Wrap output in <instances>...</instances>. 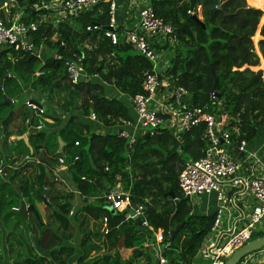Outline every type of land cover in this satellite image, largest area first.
Here are the masks:
<instances>
[{
    "label": "trees",
    "instance_id": "trees-1",
    "mask_svg": "<svg viewBox=\"0 0 264 264\" xmlns=\"http://www.w3.org/2000/svg\"><path fill=\"white\" fill-rule=\"evenodd\" d=\"M50 1L20 0L21 7L15 3L9 8V17L21 15L20 20L24 22H38V14L44 11L40 7ZM213 3L215 12L209 21V0H150L156 15L173 29L175 45L165 73L187 91L185 99L190 107L206 105L207 112L212 113L220 104V112L228 115L229 127L238 124V136H232L234 142L249 141L264 124V81L260 70L250 68L259 63L252 37H255L262 11L248 5L247 0H213ZM198 6L204 28L187 13ZM103 10L97 14L95 7L80 15L76 19L77 28L61 24L58 37L54 36L50 25L38 23L33 35L35 55L29 62L28 54L13 47L0 50V78L10 75L3 79L0 89V121L7 115L1 105L3 95L14 100L33 92L38 97L45 96L50 104L56 102L55 106L51 105L53 108H45L43 114L29 115L26 108L18 116L15 113L13 129L8 128L5 133L0 127V264L8 252L3 242L16 240L12 234L19 227L30 234L32 246L19 241L26 246L27 254L22 262L13 264H71L73 257L74 264H153V256L145 246L153 239L152 231L164 235L163 254L168 264H193L210 230L212 215L194 213L190 200L177 185V174L184 163L202 156L203 123L179 136L158 128L148 137L145 133L138 136L132 148L127 149L125 138L94 132L83 122V116L90 113L96 122L107 127L118 125L119 119H129L126 107L116 98L108 99L102 83L112 84L132 98L142 92L143 73L152 70V62L136 51L131 52L134 49L130 45L122 41L112 44L103 31H85L88 24L105 27L108 6ZM6 15L1 9L0 18L5 20ZM260 36L258 45L264 59V24ZM41 45L53 48L55 55L44 61L36 76L34 65H40L37 53ZM155 48L166 47L155 45ZM77 55L84 56V71L97 78L76 84L66 81L65 62ZM210 74L215 79V99H211ZM28 126L39 128L27 135V142L14 139L8 143L10 137L24 134ZM58 139L62 143L60 152ZM52 148L57 151L52 153ZM27 154L43 164H21ZM57 156H65L69 182L84 196L76 208L72 206L73 194L64 193L50 179V167ZM75 156L78 159L70 164ZM83 175L94 178L95 182L81 181ZM116 183L129 191L132 205L145 206L150 229L139 225L136 219H125L124 213H111L103 200L87 202L88 197H97L107 190L106 184L111 187ZM36 189L48 202L45 205L48 219L44 224L41 221V225L33 213L25 220L11 211L18 208L21 200H30L40 217L37 205L44 202L36 195ZM169 192L173 193V198ZM12 216L17 218L11 220ZM104 216L108 217V233L103 234L100 229L95 233L100 238L96 248L104 255L96 262L89 261L91 258L84 253V248L92 241L89 235L92 228ZM75 225L79 229L87 226L86 232L79 230L78 255H74L75 247L68 242L73 238L70 230ZM177 225L180 228L170 240V233ZM5 231L8 233L3 239L1 234ZM263 234L258 232L253 237Z\"/></svg>",
    "mask_w": 264,
    "mask_h": 264
},
{
    "label": "built area",
    "instance_id": "built-area-1",
    "mask_svg": "<svg viewBox=\"0 0 264 264\" xmlns=\"http://www.w3.org/2000/svg\"><path fill=\"white\" fill-rule=\"evenodd\" d=\"M15 3V0H4L0 8L7 13L5 20L0 18V50L8 46L24 54L35 55L33 35L37 32L38 23L50 25L55 31L54 36L58 37L57 30L61 24L77 28L76 19L80 15L107 4L108 21L105 27L98 23L88 24L84 28L85 31H103L104 37L112 44L122 41L152 62L151 72L143 73L142 92L131 98L135 120H118L120 128L115 135L127 140V149L132 148L138 137L137 131L141 129L147 130L151 135L158 128H165L173 135L179 136L200 123L204 124L202 156L184 163L177 174V185L184 197L204 198L203 209L200 210L204 211L205 215H212V225L202 240L193 264H225V260L235 249L245 244L258 233L261 226H264V169L257 171L252 167L246 168V140L239 139L234 142L232 136H238V124L229 127L228 115L220 112V104L217 111L212 113L207 112L206 105L190 107L185 101L187 91L176 84V79L166 75L169 60L165 59L162 50L164 48L157 50L155 45L165 46L166 50L173 46L172 27L157 16L150 3L144 0L132 1L130 9L136 12V22L133 28L124 29L118 26L115 18L114 0H52L40 7L44 11L38 14V22H24L20 20L21 15L10 18L9 8ZM187 13L198 16V7ZM60 45L63 46L64 43L60 41ZM83 59L84 56L77 55L73 60L65 62L66 80L69 83L76 84L96 77L84 71ZM157 94L160 96H156ZM156 97L161 100L157 102ZM211 99H215L213 93ZM24 105L32 112L44 113L42 107L30 100H26ZM89 119L96 120L92 113ZM129 127L132 131H129ZM77 145L78 142H75V146ZM77 159L75 156L70 164ZM21 161V164H43L32 154L25 155ZM54 161L50 167L51 181L61 189L77 193L74 186L73 191L70 180L64 177L68 170L65 156H57ZM80 180L89 184L95 182L94 178L84 175ZM118 184L120 183H116L97 197H91L90 201L103 200L111 213H124L125 219H139L142 226L150 229L145 206L132 205L129 191L120 188ZM99 224L100 232L107 234L108 217H102ZM152 233V241L147 242L145 246L153 256V264H168L163 254L166 247L164 235L159 231ZM259 251H262L264 257V249Z\"/></svg>",
    "mask_w": 264,
    "mask_h": 264
},
{
    "label": "crops",
    "instance_id": "crops-1",
    "mask_svg": "<svg viewBox=\"0 0 264 264\" xmlns=\"http://www.w3.org/2000/svg\"><path fill=\"white\" fill-rule=\"evenodd\" d=\"M114 1L116 2L115 18L117 20L118 26H120L121 29H124L126 27L133 28V25L136 22V16H135L136 12H134L133 9H130V7L132 5L131 3H132L133 0H114ZM136 1L140 2V1H143V0H136ZM144 1L150 3V0H144ZM247 2H248L249 5L254 6L255 8L260 7V5H262V7L264 8V0H247ZM105 5H107V4H104V5L100 6V7H97L98 8V13L97 14H100V11H104L103 7ZM257 9H260V8H257ZM260 10L262 11V16H261L260 21H259V23L257 25V27L259 26L260 28L257 31H255L256 41L255 42L252 41L253 42V46H254V51H255L256 55L258 56V58H259V63H258V65L256 67H250V68L252 70L256 69L254 71L260 70L261 73H262V79L264 81V77H263V74H264V59H263V57H262V55L260 53L259 45H258V42L260 41V39H262V37L260 36V30H261V28H262V26L264 24V10L263 9H260ZM198 12H199L198 16L201 17V8H200V6H198ZM42 47H44V46L41 45L39 47V49H38L39 52L37 54V57L40 60V65L37 67V70L34 72V74H36V76H38L40 74V67H41V65L44 64V60L40 59L39 54L41 56V54L43 55L45 53H48V51H45V49H47V48L43 49ZM260 66H261V68H260ZM32 73H33V71H32ZM7 75H8L7 77H10L9 74H7ZM7 77H5V78H7ZM11 78L14 81H16V82L18 81L14 76H11ZM90 78L91 79L92 78H97V76L96 77H90ZM102 88L105 91V94L107 95L108 99L109 98H116L120 102L123 103V105L126 107V109L128 111L129 120L134 121L135 120L134 119L135 118V112H134V109H133L132 104H131V98L129 96L121 93L112 84L102 83ZM163 91L166 94L165 89H163ZM29 95H31V96L33 95V96L37 97L38 100L41 101L39 105L44 110L47 107L48 108H50V107L53 108V106H51V105H54V106L56 105V102L54 100H53L54 104H50V102L46 100L45 96H39L38 97L33 92H30ZM156 96H160V95L157 94ZM11 100L13 101V99H11ZM160 100H161L160 97H156V101L157 102H159ZM164 101H165V99H164ZM185 101L187 102L186 99H185ZM32 113H34V115H37L38 112H32ZM89 123L93 124L95 129H96L95 131L100 133V134H103V133L115 134L117 132V130L120 128L119 125H116V126H113V127L103 126L102 124H100V123H98L96 121H92V122L89 121ZM94 127H92V128L94 129ZM9 128H10V126H9ZM10 129H13V127H11ZM129 131H132V129L130 128ZM143 133H147V130H144V129L142 130L141 129V130L137 131V135L138 136H140ZM14 138L10 139V140H14ZM26 142H27V139H26ZM246 149H247V152H246L245 155L248 156V160H247V163H246V168L252 167L253 169H255L257 171L264 169V124L257 129L256 135L251 140L246 141ZM66 173L67 174L64 175V177L69 179L70 178V174H69L68 171H66ZM75 189L73 187V191ZM73 196L75 198L79 197L81 199H83L82 197H84V196H81V194L79 192L73 193ZM74 197H73V199H74ZM90 197L87 198V202H89V203L92 202V201H90ZM194 211H196V210L193 209V212ZM200 212H202V211L200 210L199 213ZM28 217H29V214H28ZM5 236H6V234L4 232L3 233V239L5 238ZM4 247H6V245ZM261 256H262V251H261V253H260V251L251 253V254L247 255L245 261L241 262V264H264V259ZM8 258L10 259V257H8ZM12 261L13 260L10 259V261H9L10 263L9 264H13Z\"/></svg>",
    "mask_w": 264,
    "mask_h": 264
},
{
    "label": "rangeland",
    "instance_id": "rangeland-1",
    "mask_svg": "<svg viewBox=\"0 0 264 264\" xmlns=\"http://www.w3.org/2000/svg\"><path fill=\"white\" fill-rule=\"evenodd\" d=\"M248 4V3H247ZM249 5V4H248ZM251 6V5H250ZM252 7H254V6H252ZM200 19H201V17L200 16H198ZM261 24V23H260ZM260 27L258 26L257 27V29H256V31L259 29ZM254 36H255V34H254ZM256 37V36H255ZM252 41H256V39H254L253 37H252ZM175 45V44H174ZM85 47H87V45H84ZM43 49H45L46 47H42ZM164 52H163V54H164V56H165V59L166 60H169V58L171 57V55H172V52H173V50H174V46H172L170 49H168V50H166L165 48L164 49H162ZM45 51H48V53H45V54H41V56H40V54H39V57H40V59H42V60H46V59H48V58H52V57H54V55H55V52H54V49L53 48H47V49H45ZM135 52V50H131V52ZM39 52V51H38ZM34 67L37 69V67H38V65H34ZM261 67V66H260ZM254 70H256V69H254ZM36 75V74H35ZM10 94V93H9ZM30 99H33V100H35L36 102H38V103H40L41 101H39L38 100V98L37 97H35V96H31V95H26V94H23V95H20L19 97H15V99L13 100L14 101V110H15V112H16V115L18 116L19 114H20V112H21V110H26L25 109V107H24V103H25V101L26 100H30ZM80 100H78V102H79ZM3 107V106H2ZM8 111H9V108L8 107H6V106H4V108H3V112L6 114V113H8ZM81 115H82V113H81ZM83 116V115H82ZM83 122H86L87 124H89L90 126H92V127H94V125L93 124H91V123H89L88 121H90V122H92V120L93 119H91V120H89V116H87V117H84L83 116ZM47 121H50V120H48V119H46ZM93 121H97V120H93ZM9 126H10V128L11 127H13L14 126V124H9ZM91 127V129H93ZM9 128V127H8ZM95 127H94V132H95ZM145 130V129H144ZM14 138V136L13 137H10L9 139H13ZM15 139V138H14ZM11 141L12 140H8V143L9 144H11ZM57 142V141H56ZM55 151H57L56 149L54 150L53 148H52V153L53 152H55ZM18 165V164H17ZM70 179V178H69ZM71 186L73 187V182H72V184H71ZM107 186H109V185H107L106 184V186H105V188L108 190V189H110L111 187H113V186H109V187H107ZM118 186L120 187V188H122L123 189V187H122V185L121 184H118ZM61 189V188H60ZM62 191H64V193H66V194H68V193H72V192H70V191H68V190H65V189H61ZM106 191V190H105ZM104 192V191H103ZM73 194V193H72ZM83 198V197H82ZM84 199V198H83ZM190 201H188L190 204H191V206H192V209H194V210H196V211H194V213H197V214H201V215H205V212L203 211V212H200L199 213V211H200V209H203L202 208V206H203V201L205 200L204 198H197V197H193V198H190L189 199ZM197 205V207L195 206V204ZM81 204V198H79V197H74V199H72V206L74 207V208H76V207H78L79 205ZM201 205V206H200ZM38 209H39V212H40V218H41V221L43 222V224L47 221V219H48V214H49V211L45 208V204H42L41 202L39 203L38 202ZM210 207H212V204H210ZM199 210V211H198ZM35 217V216H34ZM17 217L16 216H12L11 217V220H14V219H16ZM32 218V217H31ZM36 218V217H35ZM94 225V224H93ZM86 228H87V226H85V225H83L82 226V228H78L77 227V225H75L71 230H70V232L72 233V237L73 238H71L68 242L70 243V244H72L74 247H75V254L74 255H78L79 254V250H80V248H79V241H80V239H81V237H80V232H79V230H84V232H86L87 230H86ZM98 229H100V224H99V222L96 224V227L94 226V228H92V233H90L89 235L91 236V238H92V241H88L87 242V244H86V247L84 248V253H86L87 255H88V257H90L91 259L89 260V261H98L99 259H101L102 258V256L104 255V252L103 251H101L99 248H96V247H99V245H100V238H99V235H96L95 233L97 232V230ZM258 232L259 233H264V226H261L259 229H258ZM8 233V231H5V234H7ZM3 236V234H1V237ZM12 237H14V238H17L16 240H9L8 239V241H6V242H3V245L5 246L6 245V249H5V251L7 252V249H8V252L6 253V255H5V258H4V262H3V264H9L10 262V259H12L13 261H12V263H14L15 261L16 262H22L23 260H24V258H25V256H26V254H27V251H26V246L24 245V244H20V242L19 241H26V244L28 243V244H30L31 246H32V243H31V241H32V239H31V236H30V234H26V231H23V227H19L15 232H14V234H12ZM10 244H12V246H10ZM34 244H35V241H34ZM93 247H95V248H93ZM261 253V252H260ZM16 254H17V256H16ZM112 254H113V252H112ZM262 256H263V253H262ZM261 256V257H262ZM8 257H10V259L8 258ZM246 257L247 256H245L242 260H240V262L242 261H245V259H246ZM263 259H264V257H262ZM74 259H75V257H73V261H72V263H71V259L69 260V263H71V264H74ZM15 260V261H14ZM238 263V264H241V263Z\"/></svg>",
    "mask_w": 264,
    "mask_h": 264
},
{
    "label": "water",
    "instance_id": "water-1",
    "mask_svg": "<svg viewBox=\"0 0 264 264\" xmlns=\"http://www.w3.org/2000/svg\"><path fill=\"white\" fill-rule=\"evenodd\" d=\"M16 3L19 4L20 0H15ZM210 2V6H211V10L209 13V21L211 20L214 12H215V7H214V3L213 0H209ZM4 3V0H0V8L2 7ZM19 7H21V5L19 4ZM193 19H195L196 21H198L200 23V25L202 26V28L205 27V25L200 21L199 17H197L196 15L192 16ZM34 57V55H29L27 62H29L32 58ZM8 75H3L0 78V89L2 90V81L5 77H7ZM210 79H211V87H210V92L214 93L215 90V79L214 76L212 74H210ZM30 102L35 103L33 100H30ZM3 106H6L9 108V111L7 113V115L0 121V127L2 128L3 133H5L8 130L9 124H14V114H15V110H14V101H12L10 98H8L7 96L3 95V102L2 104ZM28 114L31 115L32 112L30 110H28ZM31 131H37V128L35 127H29L27 128L26 132L20 136L15 137L16 140H23L24 142H26L27 139V135L31 132ZM149 136V132H147L145 134V137ZM59 140V139H58ZM61 146L62 143L59 140V147H58V152L61 151ZM36 195L44 202V204L46 205L47 199L45 198L44 195H42L40 193V191L38 189L35 190ZM169 196L171 198H173V193L169 192ZM187 200H189V197H185ZM11 211L17 213L18 215L22 216L25 220L28 217L29 213H33L34 216L36 217V220L38 221V223L41 225L42 222L40 220L39 214L37 212V210L35 209L34 205L30 202V200H21L19 203L18 208H13L11 209ZM138 224L141 225V221L138 219L137 220ZM180 228V225L175 226L171 233H170V240L173 238V236L178 232ZM262 248H264V234L261 236H257V237H252L250 238L245 244L241 245L240 247H238L237 249H235L232 254L225 260V264H238L240 262L241 259H243L245 256L259 251Z\"/></svg>",
    "mask_w": 264,
    "mask_h": 264
},
{
    "label": "clouds",
    "instance_id": "clouds-1",
    "mask_svg": "<svg viewBox=\"0 0 264 264\" xmlns=\"http://www.w3.org/2000/svg\"><path fill=\"white\" fill-rule=\"evenodd\" d=\"M198 17V16H197ZM200 19V18H199ZM30 100H32V99H30ZM34 101V100H33ZM35 102V101H34ZM35 103H37V102H35ZM38 105L40 104V103H37ZM40 106V105H39ZM24 107H25V105H24ZM41 107V106H40ZM26 108V107H25ZM27 109V108H26ZM45 111V110H44ZM32 112V111H31ZM36 128V127H35ZM38 130V129H37ZM146 134V133H145ZM107 191V190H106ZM105 192V191H104ZM103 193V192H102ZM101 193V194H102ZM100 195V194H99ZM95 201V200H94ZM93 202V201H92ZM89 203V202H88ZM242 260V259H241Z\"/></svg>",
    "mask_w": 264,
    "mask_h": 264
},
{
    "label": "bare ground",
    "instance_id": "bare-ground-1",
    "mask_svg": "<svg viewBox=\"0 0 264 264\" xmlns=\"http://www.w3.org/2000/svg\"><path fill=\"white\" fill-rule=\"evenodd\" d=\"M257 8H260V9H263L264 10V8L262 7V5H260V7H257ZM254 39H256V37H254Z\"/></svg>",
    "mask_w": 264,
    "mask_h": 264
}]
</instances>
